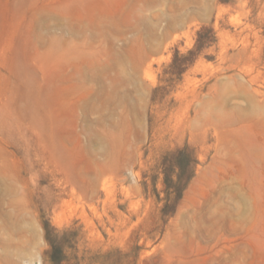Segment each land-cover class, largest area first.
<instances>
[{
	"label": "rangeland",
	"instance_id": "rangeland-1",
	"mask_svg": "<svg viewBox=\"0 0 264 264\" xmlns=\"http://www.w3.org/2000/svg\"><path fill=\"white\" fill-rule=\"evenodd\" d=\"M44 224L60 264H264V0H0V264Z\"/></svg>",
	"mask_w": 264,
	"mask_h": 264
},
{
	"label": "trees",
	"instance_id": "trees-1",
	"mask_svg": "<svg viewBox=\"0 0 264 264\" xmlns=\"http://www.w3.org/2000/svg\"><path fill=\"white\" fill-rule=\"evenodd\" d=\"M212 32L213 30L209 27H202L198 33H197V40H196V45L195 49L190 51L187 56H182L179 57L178 54L174 57L172 66H176L178 69L179 75H181L184 72V67L190 62V57L194 58L196 54H198L201 49L204 47L208 46L212 41ZM180 156L186 157V150L183 149L178 152ZM181 167V166H180ZM184 169L183 166L181 167V174L178 176V180L176 182H173L171 179V174H166L165 176V181H166V186H167V196H166V205L165 208L163 209L164 214L170 213L174 209V206L176 202L181 198L182 192L184 191L188 181L192 177V173L187 175L185 178V184L181 187L177 186L183 181V174H184ZM173 196L174 200L172 202L171 197ZM44 231H45V239L48 242V244L51 247V250L46 252L45 254V261L50 260L54 264H60L61 260L58 258L60 253L61 247L57 246L56 241L54 238H56L55 235H53L52 229H50L49 225L44 224Z\"/></svg>",
	"mask_w": 264,
	"mask_h": 264
}]
</instances>
